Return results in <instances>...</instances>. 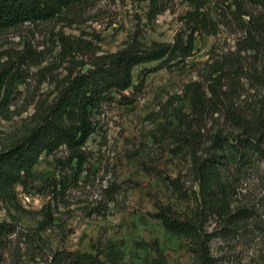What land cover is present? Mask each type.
<instances>
[{
    "label": "rangeland",
    "instance_id": "rangeland-1",
    "mask_svg": "<svg viewBox=\"0 0 264 264\" xmlns=\"http://www.w3.org/2000/svg\"><path fill=\"white\" fill-rule=\"evenodd\" d=\"M163 3L166 11L153 17L149 1L87 0L82 17L73 22L27 24L1 35L0 64L25 47L33 50L36 64L25 68L13 99L0 109V152L40 125L61 80L68 70L78 72L90 63L93 49L101 56L134 39L149 47L173 43L189 7ZM238 37L222 29L199 38L193 56L180 64L137 68L134 87L124 94L128 100L106 104L95 116L96 132L85 147L80 174L73 173L69 154L61 149L42 158L28 188L1 190L0 225H9L12 233L0 264H47L60 251L90 254L103 264H198L194 243L169 234L158 215L165 208L182 216L196 209L191 151L176 139L181 118L191 117L187 87L203 82L213 65L235 50ZM63 41L73 45L68 49L73 57L67 58ZM77 41L89 43V50L75 53ZM249 89L246 85L239 103L257 94ZM225 125L224 117L215 116L205 132ZM207 140L200 141L201 149ZM237 191L236 204L264 203V166L245 174ZM254 230L251 239L229 248L216 240L217 264H264V230Z\"/></svg>",
    "mask_w": 264,
    "mask_h": 264
},
{
    "label": "trees",
    "instance_id": "trees-1",
    "mask_svg": "<svg viewBox=\"0 0 264 264\" xmlns=\"http://www.w3.org/2000/svg\"><path fill=\"white\" fill-rule=\"evenodd\" d=\"M142 1L151 3L156 17L166 11L163 2L169 0ZM171 1L189 7L173 43H154L149 47L134 39L123 50L101 56H96L93 49L94 57L83 69L68 70L40 125L15 146L0 152V191L28 188L42 158L61 149L69 154L68 165L73 173L80 174L87 162L85 147L96 132L95 116L106 104L128 100L124 94L134 87L137 68L150 63H160L158 69L180 64L193 56L199 38L231 29L239 36L235 50L217 61L203 82L187 87L191 117L181 118L176 135L177 142L191 151L198 187L194 194L196 209L191 215L182 216L165 208L158 215L169 234L194 243L198 264H217L212 251L216 240L229 248L251 239L254 228L264 230V203L249 207L236 204L235 200L244 175L264 166V0ZM86 2L0 0V36L27 24L73 22L82 17ZM62 44L67 58L73 57L68 52L73 45L68 48L65 41ZM74 45L75 53L82 48L89 50V43L77 41ZM34 58L33 50L25 47L24 52L10 55L0 64V109L13 99L25 68L36 64L31 61ZM246 85L257 94L239 103ZM215 116L224 117L226 125L207 134L205 129ZM205 137L207 145L201 149L199 144ZM212 224L215 227L210 230ZM11 233L9 225H0V262ZM47 264L103 263L90 254L60 251Z\"/></svg>",
    "mask_w": 264,
    "mask_h": 264
}]
</instances>
